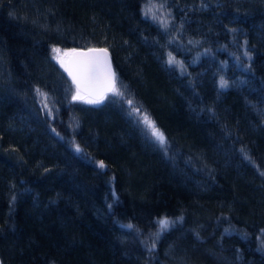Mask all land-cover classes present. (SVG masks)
Listing matches in <instances>:
<instances>
[{
    "label": "trees",
    "instance_id": "16d2710c",
    "mask_svg": "<svg viewBox=\"0 0 264 264\" xmlns=\"http://www.w3.org/2000/svg\"><path fill=\"white\" fill-rule=\"evenodd\" d=\"M0 264H264V0H0Z\"/></svg>",
    "mask_w": 264,
    "mask_h": 264
},
{
    "label": "snow or ice",
    "instance_id": "6c2138e0",
    "mask_svg": "<svg viewBox=\"0 0 264 264\" xmlns=\"http://www.w3.org/2000/svg\"><path fill=\"white\" fill-rule=\"evenodd\" d=\"M53 51H59V50L53 49ZM89 51H93V50L90 49ZM98 51L105 53L104 67L106 69L107 86L97 96L87 99L88 103H100L105 98L106 92H112L114 95H117V96L123 95V93L120 92L119 89L116 87L115 75L114 73H112L110 65L107 64L105 50H98ZM81 55H84V54H81ZM172 62L174 61H173V58L170 56L169 63H172ZM98 63H99L98 57H89L85 60L80 61L77 71H73L72 68L65 66L63 62H61V66L65 68V71H67L69 76L72 77L73 83L76 85V92L72 97L73 100H79V99L85 98L81 94L82 82L90 81L91 79H93L95 75V69ZM221 86L222 87L224 86V81H221ZM128 103L130 106H132L133 104L131 100H129ZM47 107L48 105L47 103H45V108ZM133 112L137 113V115H141L140 110L135 107H133ZM142 121L151 130L152 135L156 138L157 141H159L160 144L163 145L166 143L164 134L155 126L154 122L146 114L142 115ZM77 151H79V148H77ZM100 166L101 167L104 166L102 162ZM158 223L160 225L161 230H164L169 226L170 221H168L167 219H160ZM128 227L131 228L132 226L128 225Z\"/></svg>",
    "mask_w": 264,
    "mask_h": 264
},
{
    "label": "water",
    "instance_id": "95a60500",
    "mask_svg": "<svg viewBox=\"0 0 264 264\" xmlns=\"http://www.w3.org/2000/svg\"><path fill=\"white\" fill-rule=\"evenodd\" d=\"M90 49L93 51H89ZM98 50H105L107 64L110 65L111 71L115 75V70L112 64L110 52L108 48L105 46H100V45L79 46L65 51L66 56L64 60V65L69 68H72L73 71H77L80 61L85 60L89 57L99 58V63L95 69V75L93 79H91L90 81L82 82L81 85V93L84 96H88L90 98L97 96L107 86L106 69L104 67L105 53L99 52ZM65 72L69 77V79L71 80V82L73 83L72 77L69 76L67 71ZM115 81H116V75H115ZM74 86L76 87L75 84Z\"/></svg>",
    "mask_w": 264,
    "mask_h": 264
},
{
    "label": "rangeland",
    "instance_id": "374dc122",
    "mask_svg": "<svg viewBox=\"0 0 264 264\" xmlns=\"http://www.w3.org/2000/svg\"><path fill=\"white\" fill-rule=\"evenodd\" d=\"M65 56H66V54L64 53H62V51L60 50V51H58L57 53H55V58H56V61L61 65V62H63V64H64V60H65ZM64 68V67H63ZM82 94V93H81ZM83 95V94H82ZM84 96V95H83ZM85 98V100H87V99H89L90 97H88V96H84ZM98 213H101V212H103L102 211V209H101V207H99L98 209Z\"/></svg>",
    "mask_w": 264,
    "mask_h": 264
}]
</instances>
